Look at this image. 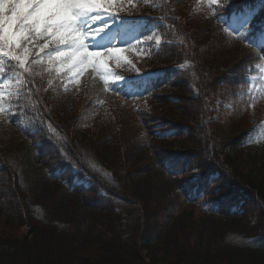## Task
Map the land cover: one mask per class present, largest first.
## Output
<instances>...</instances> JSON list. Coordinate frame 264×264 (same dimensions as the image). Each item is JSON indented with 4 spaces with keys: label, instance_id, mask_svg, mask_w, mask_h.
Masks as SVG:
<instances>
[{
    "label": "trees",
    "instance_id": "1",
    "mask_svg": "<svg viewBox=\"0 0 264 264\" xmlns=\"http://www.w3.org/2000/svg\"><path fill=\"white\" fill-rule=\"evenodd\" d=\"M192 1L144 13L162 42L139 97L90 65L65 92L51 42H23V67L0 44V264H264V120L239 98L264 67V0Z\"/></svg>",
    "mask_w": 264,
    "mask_h": 264
},
{
    "label": "rangeland",
    "instance_id": "2",
    "mask_svg": "<svg viewBox=\"0 0 264 264\" xmlns=\"http://www.w3.org/2000/svg\"><path fill=\"white\" fill-rule=\"evenodd\" d=\"M213 1L216 2L217 0ZM92 2L96 3L98 7L88 14L85 21L78 22L76 25V32L73 36L78 40V43L74 44L69 41L66 48L48 53V69H53L57 74L65 73L64 82L67 88L70 89L84 71L86 63L91 62L106 82L114 81L128 84L131 87L132 94L140 96L141 89H139V86H142L150 77L144 58H146L149 50L159 46L160 36L151 30L148 32L147 38L141 40L138 37V28H134L129 32L127 39L132 40V45L130 48H125L124 42L118 45L116 38L107 39L105 30L117 29L122 24L131 22L146 13L148 7L144 3L145 1L92 0ZM147 2L149 3V1ZM200 4V0L192 1L188 5V10L190 12L200 10ZM40 38L50 39L43 35ZM211 43L214 45V42L211 41ZM58 52L66 53V55L61 56L59 60L54 59ZM207 55L211 57L210 54ZM213 56L216 60L217 55L214 53ZM247 83L248 89L244 93L246 99L253 100L255 97L264 94V69L256 67L254 72L247 75ZM4 97L5 91L0 87V110L1 100ZM184 106L193 107V104L184 102ZM224 107L229 108V103H224ZM216 111L218 117H221L222 112L219 106H216ZM247 119L252 125L259 124L261 119L264 120V103L252 105L247 111ZM246 168L250 170L252 167L247 166ZM146 170L143 166H137L135 172L141 173ZM252 174L255 177L259 176V172L255 168ZM0 182L3 183L4 180ZM145 190L144 187L143 193H145ZM14 191L20 194L16 188H14ZM147 202L154 203L153 201ZM199 211V209H195V217H199ZM21 229V233L26 234L27 228L22 226ZM153 230L154 227L149 228V231Z\"/></svg>",
    "mask_w": 264,
    "mask_h": 264
},
{
    "label": "snow or ice",
    "instance_id": "3",
    "mask_svg": "<svg viewBox=\"0 0 264 264\" xmlns=\"http://www.w3.org/2000/svg\"><path fill=\"white\" fill-rule=\"evenodd\" d=\"M97 7L92 0H0V44L9 49L22 48V54L14 58L23 67L29 51L23 42L32 43L43 35L60 44H77L73 36L76 25ZM65 55L58 52L54 59Z\"/></svg>",
    "mask_w": 264,
    "mask_h": 264
}]
</instances>
